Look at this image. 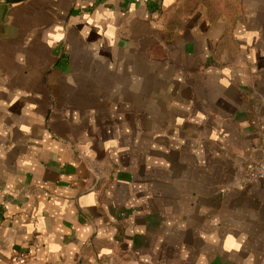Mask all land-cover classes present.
I'll return each mask as SVG.
<instances>
[{
	"label": "crops",
	"instance_id": "1",
	"mask_svg": "<svg viewBox=\"0 0 264 264\" xmlns=\"http://www.w3.org/2000/svg\"><path fill=\"white\" fill-rule=\"evenodd\" d=\"M264 0L0 2V264H264Z\"/></svg>",
	"mask_w": 264,
	"mask_h": 264
},
{
	"label": "built area",
	"instance_id": "2",
	"mask_svg": "<svg viewBox=\"0 0 264 264\" xmlns=\"http://www.w3.org/2000/svg\"><path fill=\"white\" fill-rule=\"evenodd\" d=\"M263 130V136H264V123L262 126ZM264 142V139H263ZM247 177L250 179H257L259 177H262L264 175V157L263 159L258 163L249 164L247 166ZM27 255L24 253H14L10 258L11 264H28L27 262Z\"/></svg>",
	"mask_w": 264,
	"mask_h": 264
},
{
	"label": "water",
	"instance_id": "3",
	"mask_svg": "<svg viewBox=\"0 0 264 264\" xmlns=\"http://www.w3.org/2000/svg\"><path fill=\"white\" fill-rule=\"evenodd\" d=\"M21 0H0V2H18Z\"/></svg>",
	"mask_w": 264,
	"mask_h": 264
}]
</instances>
